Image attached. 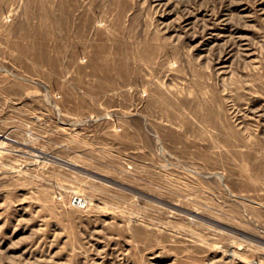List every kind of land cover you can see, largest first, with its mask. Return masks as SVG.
<instances>
[{
	"label": "rangeland",
	"instance_id": "1",
	"mask_svg": "<svg viewBox=\"0 0 264 264\" xmlns=\"http://www.w3.org/2000/svg\"><path fill=\"white\" fill-rule=\"evenodd\" d=\"M0 264H264V0H0Z\"/></svg>",
	"mask_w": 264,
	"mask_h": 264
},
{
	"label": "built area",
	"instance_id": "2",
	"mask_svg": "<svg viewBox=\"0 0 264 264\" xmlns=\"http://www.w3.org/2000/svg\"><path fill=\"white\" fill-rule=\"evenodd\" d=\"M79 201H80V200H78V202H79ZM80 202H81V201H80ZM80 202H79V203H80Z\"/></svg>",
	"mask_w": 264,
	"mask_h": 264
},
{
	"label": "bare ground",
	"instance_id": "3",
	"mask_svg": "<svg viewBox=\"0 0 264 264\" xmlns=\"http://www.w3.org/2000/svg\"><path fill=\"white\" fill-rule=\"evenodd\" d=\"M79 204H81V202Z\"/></svg>",
	"mask_w": 264,
	"mask_h": 264
}]
</instances>
